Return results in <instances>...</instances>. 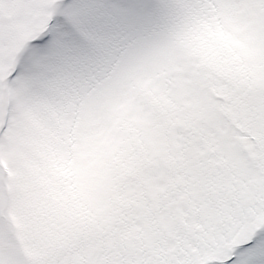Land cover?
<instances>
[{
    "label": "snow or ice",
    "instance_id": "1",
    "mask_svg": "<svg viewBox=\"0 0 264 264\" xmlns=\"http://www.w3.org/2000/svg\"><path fill=\"white\" fill-rule=\"evenodd\" d=\"M0 264H264V0H0Z\"/></svg>",
    "mask_w": 264,
    "mask_h": 264
}]
</instances>
